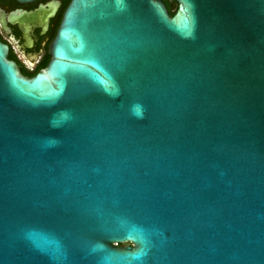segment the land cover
I'll return each mask as SVG.
<instances>
[{
	"label": "water",
	"instance_id": "water-1",
	"mask_svg": "<svg viewBox=\"0 0 264 264\" xmlns=\"http://www.w3.org/2000/svg\"><path fill=\"white\" fill-rule=\"evenodd\" d=\"M172 1L70 0L31 77L0 42V264H264V0Z\"/></svg>",
	"mask_w": 264,
	"mask_h": 264
},
{
	"label": "flooded vegetation",
	"instance_id": "flooded-vegetation-1",
	"mask_svg": "<svg viewBox=\"0 0 264 264\" xmlns=\"http://www.w3.org/2000/svg\"><path fill=\"white\" fill-rule=\"evenodd\" d=\"M47 2L56 3L55 13L47 20L41 16L31 21L18 18L23 12H33ZM69 2L34 0L19 3L16 0H0V42L7 46L8 59L17 65L22 75L31 77L48 63L49 45L55 38ZM11 15H15V18L10 19Z\"/></svg>",
	"mask_w": 264,
	"mask_h": 264
},
{
	"label": "trees",
	"instance_id": "trees-1",
	"mask_svg": "<svg viewBox=\"0 0 264 264\" xmlns=\"http://www.w3.org/2000/svg\"><path fill=\"white\" fill-rule=\"evenodd\" d=\"M165 2L166 7L168 8L169 15L173 16L176 12L177 4L172 0H163Z\"/></svg>",
	"mask_w": 264,
	"mask_h": 264
}]
</instances>
